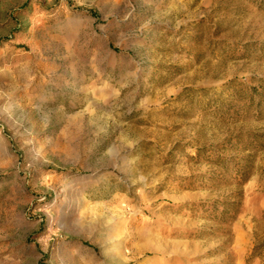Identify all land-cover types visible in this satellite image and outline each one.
Wrapping results in <instances>:
<instances>
[{
	"label": "rangeland",
	"instance_id": "374dc122",
	"mask_svg": "<svg viewBox=\"0 0 264 264\" xmlns=\"http://www.w3.org/2000/svg\"><path fill=\"white\" fill-rule=\"evenodd\" d=\"M0 264H264V0H0Z\"/></svg>",
	"mask_w": 264,
	"mask_h": 264
}]
</instances>
